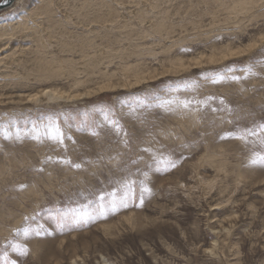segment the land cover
Segmentation results:
<instances>
[{
	"label": "rangeland",
	"instance_id": "374dc122",
	"mask_svg": "<svg viewBox=\"0 0 264 264\" xmlns=\"http://www.w3.org/2000/svg\"><path fill=\"white\" fill-rule=\"evenodd\" d=\"M261 124L264 0H16L0 264H264Z\"/></svg>",
	"mask_w": 264,
	"mask_h": 264
},
{
	"label": "snow or ice",
	"instance_id": "6c2138e0",
	"mask_svg": "<svg viewBox=\"0 0 264 264\" xmlns=\"http://www.w3.org/2000/svg\"><path fill=\"white\" fill-rule=\"evenodd\" d=\"M231 78L232 79H238V77H231ZM180 103L183 105V107L187 108L188 105L190 103H192V101H181ZM117 127H118V125H117ZM259 130L261 132H264V124H261L259 126ZM253 134H255V133L250 131V130L247 131V135H253ZM48 136H49V139H52V140H55V141H58V142H61V143L63 142L62 141V134L60 133L59 129H54V130L53 129H49ZM238 138L239 139H244L245 137H244V135H241ZM257 162H259L261 164H264V156L259 157L258 161L257 160L253 161V163H257ZM65 163H68V161H65ZM74 166L75 167H79L80 165L77 164V165H74ZM25 235H27V229H25Z\"/></svg>",
	"mask_w": 264,
	"mask_h": 264
},
{
	"label": "bare ground",
	"instance_id": "6f19581e",
	"mask_svg": "<svg viewBox=\"0 0 264 264\" xmlns=\"http://www.w3.org/2000/svg\"><path fill=\"white\" fill-rule=\"evenodd\" d=\"M16 0H11V2H10V6L6 9V10H1V11H8V10H10V9H12V7L14 6V2H15ZM0 11V12H1ZM87 62L89 63L88 64V66L90 67L89 69L91 70V71H94V68H95V64L93 63V61L90 59V58H88L87 59ZM103 88H106L105 86H101L100 88H98V90L100 91V90H102ZM78 96H80V95H72V96H68V97H66V99H68V100H72L73 98H77ZM50 97L52 98V99H58V98H61L62 97V95L61 94H59V93H57V94H51L50 95Z\"/></svg>",
	"mask_w": 264,
	"mask_h": 264
},
{
	"label": "water",
	"instance_id": "95a60500",
	"mask_svg": "<svg viewBox=\"0 0 264 264\" xmlns=\"http://www.w3.org/2000/svg\"><path fill=\"white\" fill-rule=\"evenodd\" d=\"M11 0H1L0 1V11L1 10H6L10 6Z\"/></svg>",
	"mask_w": 264,
	"mask_h": 264
}]
</instances>
